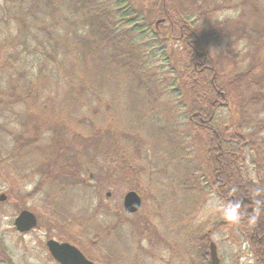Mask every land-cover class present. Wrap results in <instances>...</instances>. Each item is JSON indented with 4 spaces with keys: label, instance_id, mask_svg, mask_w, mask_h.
Masks as SVG:
<instances>
[{
    "label": "trees",
    "instance_id": "1",
    "mask_svg": "<svg viewBox=\"0 0 264 264\" xmlns=\"http://www.w3.org/2000/svg\"><path fill=\"white\" fill-rule=\"evenodd\" d=\"M169 43L179 46L168 55ZM158 57L173 82L154 70ZM193 133L204 166L189 156ZM157 141L175 154H157ZM76 143L107 157L122 150L127 167L149 174L178 163L179 179L156 190L159 200L170 194L163 219L184 233L175 261L212 264L195 219L216 195L226 212L239 205V219L211 229L235 230L264 264V0H0V174L9 186L39 177L26 197L45 174L87 183L106 165L95 155L81 167ZM33 149L54 160L28 168ZM0 254L10 258L4 242Z\"/></svg>",
    "mask_w": 264,
    "mask_h": 264
},
{
    "label": "rangeland",
    "instance_id": "2",
    "mask_svg": "<svg viewBox=\"0 0 264 264\" xmlns=\"http://www.w3.org/2000/svg\"><path fill=\"white\" fill-rule=\"evenodd\" d=\"M167 26L168 24L164 27ZM173 44L175 43H169L166 48L168 55L174 50ZM160 60L159 57L154 60V70L158 68L159 74L165 72L163 77H168L169 81L173 82V75L169 74L167 67L161 66ZM167 98L166 96L165 99ZM143 131L140 138L146 137L147 131ZM191 135L193 139L189 140L192 142L189 145V156L204 166V139L194 133ZM161 141H157L162 148L157 150V154H162V146L166 144ZM154 144L153 142L151 146ZM117 145L120 147V143ZM74 147L81 167L87 168V164L95 159V155L106 165L102 172H91L87 183L83 178L81 185L61 178L59 185L55 182L57 174L48 178L45 174L41 190L33 197H26L33 191L39 177L26 181L23 186H9L5 177L0 174V196H6L4 201H0V245L4 242L8 247L9 259L14 264H55L48 257L46 249V242L51 236L60 241L72 239L74 244L90 250L91 255H88L94 260L105 264H189L185 260L182 263L179 259L174 260V250H181L184 254V233L182 230H174L173 225L163 219L165 211H161L159 205V201L164 202L170 194L166 195L167 198L159 200L162 195L158 192V197L156 193L160 186L169 189L179 179L181 171L178 172V163L168 159L164 170L156 169L155 166L154 171L149 174L139 166L127 167L124 163L126 158L121 155L125 153L122 150L109 149L112 152L109 153L111 156L107 157L101 153L96 154L98 151L90 150V147L87 150L82 144L76 143ZM35 149L40 151V148ZM35 149L31 153L32 159L30 156L28 158V168L39 165L44 169L46 162L54 160L37 155ZM164 150L175 154L176 148L171 145V148L168 146V149ZM148 152L152 154L153 150L149 149ZM151 174L154 176L153 180L150 179ZM83 176L85 177L84 174ZM129 191H136L142 197L141 210L134 215H127L124 211V196ZM163 205L170 207L168 202ZM22 210L31 211L37 216L38 229L27 234L17 232L14 220ZM96 210L98 214L88 225L82 228L73 225L76 218H86ZM225 213L223 204L216 195H212L203 203L195 221L206 227L209 243L216 244L220 264H254L247 246L237 241L235 230L211 229L212 225L225 219ZM65 218H69L71 224L69 221L65 222ZM111 226L117 227L106 238L101 237V243H91L96 233L100 234ZM89 242L93 246L89 245ZM9 259L0 254V264H9Z\"/></svg>",
    "mask_w": 264,
    "mask_h": 264
},
{
    "label": "water",
    "instance_id": "3",
    "mask_svg": "<svg viewBox=\"0 0 264 264\" xmlns=\"http://www.w3.org/2000/svg\"><path fill=\"white\" fill-rule=\"evenodd\" d=\"M6 196L2 194L0 200L4 201ZM124 210L127 214L138 212L142 207V198L136 191H129L124 196ZM14 226L19 232H28L38 226V219L32 212L23 210L14 220ZM48 247L54 259L61 264H96L87 259L83 253L74 245L59 243L54 240L48 242ZM210 258L213 264H220L217 246L210 244Z\"/></svg>",
    "mask_w": 264,
    "mask_h": 264
},
{
    "label": "flooded vegetation",
    "instance_id": "4",
    "mask_svg": "<svg viewBox=\"0 0 264 264\" xmlns=\"http://www.w3.org/2000/svg\"><path fill=\"white\" fill-rule=\"evenodd\" d=\"M32 231H33V230H30V231H28V233H30V232H32ZM50 234H51V233H49L48 236H50ZM50 240H54V241H57V242H59V243H69V244H71V245H74L75 247H77V248L83 253V255H84L87 259H89V260H91V261H94L95 263L102 264L100 261H98V260H94L92 256L88 255V254H90V250L85 249V248L79 246L78 244H74L73 241H71L72 239L68 238V239H64V240H61V241H60V240H56V239H54L53 237L50 236V237H48V240H47V242H46V249H47V252H48V254H49L48 257L51 258V260H52L55 264H61V263H59L58 261H56V260L54 259V257L52 256L51 252H50V249H49V247H48V242H49ZM89 245L93 246L92 244H90V242H89ZM89 247H90V246H89Z\"/></svg>",
    "mask_w": 264,
    "mask_h": 264
},
{
    "label": "clouds",
    "instance_id": "5",
    "mask_svg": "<svg viewBox=\"0 0 264 264\" xmlns=\"http://www.w3.org/2000/svg\"><path fill=\"white\" fill-rule=\"evenodd\" d=\"M239 205L230 207L228 211L225 213V218L230 221H237L239 219Z\"/></svg>",
    "mask_w": 264,
    "mask_h": 264
}]
</instances>
